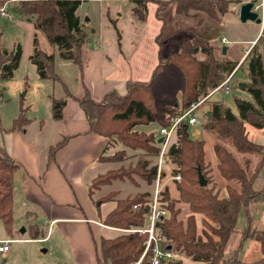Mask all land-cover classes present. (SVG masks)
Segmentation results:
<instances>
[{
    "label": "trees",
    "instance_id": "1",
    "mask_svg": "<svg viewBox=\"0 0 264 264\" xmlns=\"http://www.w3.org/2000/svg\"><path fill=\"white\" fill-rule=\"evenodd\" d=\"M130 1L133 3L132 14L140 20L147 17L149 3L156 5L158 15L171 6L177 15L187 17L193 12L194 15L205 12L218 23L221 22L219 14L229 11L226 0ZM4 2L0 0V8ZM80 4L81 0H19L17 11L25 20L33 22L34 28L45 36L60 58L80 66L81 48L95 33L80 19L77 12ZM158 18L162 19L161 16ZM110 21L114 26L115 22ZM163 23L164 29V20ZM21 52L19 44L10 52L0 49L1 79L13 77ZM54 59L55 54L44 50L34 34L29 60L40 78L60 81L54 71ZM238 63L239 60L232 62L227 53H222L221 47L214 46L204 37L175 38L165 57H160L148 81H128L126 93L110 91L98 101L92 99L88 91L80 98L75 97L92 132L106 138L116 135L126 147L139 152L134 165H121L95 177L89 184V194L115 179H134L135 175L155 184L157 165L152 164V158L160 152L158 132L146 134L136 127L150 123L166 126L168 122L164 115L169 107L178 105L179 97L183 108L199 101L218 86ZM243 63H246L249 78L244 91L249 99L234 98L238 116L222 101H211L209 116L207 113L204 115L206 130L219 139L213 145V152L217 169L227 182L226 195L220 193L217 185L208 178L211 165L206 160L205 142L191 137L188 125L183 124L177 129L166 150L163 161L174 166L172 175L180 179H174L179 192L177 199L170 197L167 187L158 193L159 207L167 211V216L157 221L156 232L162 239V246L176 254L161 264H186L181 256L193 264H264V229L250 223L249 213L253 204H264V182L256 186V179L264 168V145L249 138L245 127L247 123L258 130L264 129V36L255 40ZM65 101V97L51 98L53 120L61 119ZM27 122L20 105L19 115L7 130L21 131ZM62 143L60 141L52 147L49 154ZM107 147L108 143L99 160L105 156ZM229 148L240 154L253 155L254 159L247 158L241 162ZM17 168L19 164L0 145V218L6 227L13 219V174ZM114 170L120 173L112 175ZM198 172L205 178V186L199 184ZM153 195L146 192L121 199L110 193L97 199L98 207L102 202L116 198L115 208L101 219L102 224L122 230L145 228ZM179 201L188 204L189 212L184 220L178 218L179 209L175 207ZM197 214L202 215L200 228L196 224ZM242 216H245L244 221ZM31 235L32 239L40 235L36 225L31 229ZM232 236H238L239 251L225 256ZM249 239L257 241L260 248V256L252 261L244 260L240 254V248ZM146 240L147 234L142 232H123L113 238L100 236L94 239L96 264H134L142 255ZM150 257L149 249L139 264H149Z\"/></svg>",
    "mask_w": 264,
    "mask_h": 264
},
{
    "label": "crops",
    "instance_id": "2",
    "mask_svg": "<svg viewBox=\"0 0 264 264\" xmlns=\"http://www.w3.org/2000/svg\"><path fill=\"white\" fill-rule=\"evenodd\" d=\"M4 1L6 6L9 2L14 3L17 11L18 0ZM87 1L89 0H81L77 12L80 19L87 27L93 28L95 33L81 48V65L71 62L78 67V71L73 69L76 84L72 90L55 70L54 59V71L60 79L57 82L66 92L61 119L56 121L61 126L60 141H63L61 146L50 155L49 150L60 141L50 145L43 156L45 162L40 161L29 137L33 136V129L29 132V127L33 126V118H27L28 122L21 131L7 130L16 117L11 118L8 126H2L0 120V145L19 164V168L13 174V213L17 206L22 207L23 213L33 220L35 216L33 206L41 209L49 225L59 224V235L69 244V253L76 264H96L94 234L102 232L111 235L106 236L107 238H113L118 235L114 234L115 231L124 230L105 226L101 222V219L115 208L116 198L104 201L97 207L94 191L100 188L92 190V194H89L91 181L106 172H103L104 163L108 161L99 160V157L107 145V138L90 130L85 113L75 97L80 98L88 91L91 98L98 101L110 91L126 93L128 81H146L145 78L151 76L162 57L158 36L163 29L164 15L174 12L172 7L168 6L158 15L156 5L149 3L147 17L140 20L132 14L133 3L130 0H106L105 4L101 0V8L97 14L81 11ZM232 9L234 10V7ZM4 11L5 15L0 14L9 16L7 7ZM163 13L165 14L162 15ZM110 20L115 22L114 26ZM18 26L25 27L28 31L25 45H22L17 37L13 40L12 46L7 47L1 43L0 32V49L10 52L19 44L22 51L21 59L29 60L33 50V36L36 34L42 48L54 53L53 46L34 28L33 22L20 16ZM222 38L225 37H220V44L223 45ZM248 50L241 56L239 63L244 60ZM38 124L41 128L45 123L40 120ZM253 140L264 145V130H256ZM242 219L244 221L243 216Z\"/></svg>",
    "mask_w": 264,
    "mask_h": 264
},
{
    "label": "rangeland",
    "instance_id": "3",
    "mask_svg": "<svg viewBox=\"0 0 264 264\" xmlns=\"http://www.w3.org/2000/svg\"><path fill=\"white\" fill-rule=\"evenodd\" d=\"M101 0H89L82 6L81 11H87L91 13H98L101 8ZM128 1V0H120ZM254 1L255 4L261 2V0H226V6L229 11L223 15L219 14L220 23L209 17L205 12H198L194 15V12L189 16H180L171 12L168 14L163 13L165 27L160 32L159 41L160 49L162 50L161 58L165 57L168 53L169 47L173 43L175 38H192V37H204L211 41L216 47L227 48V58L232 62L241 59L246 50L254 45L252 41L259 36H264V0H262V6L256 10L260 22L253 20L241 21L239 17V11L243 2ZM103 4L106 0H103ZM19 3V0L18 2ZM7 7L9 16H2L0 14V32L1 43L7 47H11L13 40L19 37V41L22 45H25V36L28 32L24 27L18 26V19L20 15L15 9V4L9 2L6 6V1L3 3L0 9ZM234 7V10L232 9ZM263 17V21H262ZM96 19V17H94ZM224 36L230 42L227 44H220V37ZM96 38V36H95ZM41 45V43H40ZM220 45V46H219ZM42 46V45H41ZM257 46V45H255ZM248 50V51H249ZM248 53V52H247ZM55 54V70L59 72L62 79L66 84L72 88L76 84V75H73L74 71H78V67L71 62L59 58L57 50ZM201 58L200 55H198ZM243 60L236 67L232 82L230 85L229 93H224L223 90L213 94L209 101L205 102L195 113L197 118L201 121L200 125L189 126V133L191 137L202 139L205 142V154L206 160L210 162V171L208 172V178H211L220 193H225L226 181L220 175L217 169V160L213 152V145L219 141L217 136L206 130V120L202 113H207L211 109V101H222L225 106L230 108L233 114L238 116L234 98L240 97L249 99V95L245 90V86L241 89L239 83H249L247 77L246 63ZM246 62V60H245ZM239 66V67H238ZM150 77L145 78L148 81ZM66 92L62 85L57 81L40 78L36 71V67L32 64L28 58L21 59L19 67L13 77L6 80L0 78V120L2 126H8L11 118L17 117L20 111V105H22L26 118H33V126L29 127V132L33 129V136H29L33 141V147L38 154L40 161L45 162L43 159L47 148L50 145L56 144L62 139L60 134L61 126L59 122L54 121L51 118V97H65ZM181 105V99L178 98V105L169 107L168 112L164 115V120L168 121V116L174 114ZM36 119V120H35ZM40 120L44 121V126L39 127ZM163 126V125H162ZM157 123L143 124L137 126L138 130H143L146 134L154 131H159L162 127ZM245 127L249 138H255V131L257 128L245 123ZM264 130V129H263ZM108 147L102 160H114L104 163V171L110 169H116L121 165L129 166L134 165L139 152L133 151L126 147L119 137L109 135L107 138ZM230 149V148H229ZM234 155L242 162L244 159H254L253 155L240 154L233 148L230 149ZM165 160V159H164ZM159 154L157 157L152 158V164L157 165L156 178L160 174V189L167 187L168 194L171 198L177 199L179 192L177 190V184L174 182V176L172 175L173 165L163 161L159 171ZM113 174L120 172L114 170ZM162 174V175H161ZM264 168L256 179V186L259 187L264 182ZM179 180V179H178ZM156 183V180L154 181ZM155 184H149L144 179L134 176V179H115L111 183L102 186L99 190L94 191L95 199H99L107 194L114 193L117 198L135 197L140 193L154 194ZM115 196V197H116ZM114 197V198H115ZM159 198V197H158ZM176 208L179 209L178 218L185 219L189 210L188 204L184 202H177ZM33 220L28 218L24 213L22 207L17 206L13 213L12 222L9 227H6L4 221L0 218V240H12L9 243L10 250L7 253H0V264H76L72 255L69 253V244L64 237L60 234L59 224L49 225L48 221L44 219V215L37 206H33ZM250 223L253 226L264 229V204H253L250 209ZM196 224L200 228L202 215L197 214ZM245 217V216H244ZM243 217V218H244ZM36 225L39 228L40 235L37 239H32L31 229ZM146 227V226H145ZM24 230V231H23ZM23 231V232H22ZM125 233H128L124 230ZM123 233L115 231L114 234ZM48 234V236H47ZM101 235L105 233L94 234V239L97 240ZM47 236L45 239L42 237ZM80 236V235H79ZM18 239H26L24 241H16ZM238 236H232L225 249V256L231 255L237 247ZM242 252V253H241ZM241 257L246 261H252L260 256L259 243L253 239L247 240L240 248ZM141 257V256H140ZM139 257V258H140ZM183 263L193 264V262L181 256Z\"/></svg>",
    "mask_w": 264,
    "mask_h": 264
},
{
    "label": "built area",
    "instance_id": "4",
    "mask_svg": "<svg viewBox=\"0 0 264 264\" xmlns=\"http://www.w3.org/2000/svg\"><path fill=\"white\" fill-rule=\"evenodd\" d=\"M263 2L261 0L260 3L255 4L254 3V10L256 11L262 6ZM0 13L5 15L4 9H0ZM263 21V17H262ZM221 42L223 44H227L229 41L225 38L221 39ZM255 43V42H254ZM253 43V44H254ZM236 68L225 77V79L216 86L207 96L200 99L197 102L191 103L188 107L183 108L180 107L174 114L168 116V124L166 126H162L159 128L158 131V137L162 136L163 141L160 144V152H159V171L161 168V164L163 162L164 155L166 153L167 148L171 144L172 140L175 138L177 129L181 125H200L201 121L197 118L195 113H197L198 109L205 103L207 99H209L213 94H215L218 91L223 90L224 93H229L230 85L232 82V78L234 75ZM204 116L205 113H202ZM174 179L178 180L180 179L179 176H174ZM161 191L160 189V174L158 175L155 183V190L154 195L152 198V201L149 203L150 205V211L147 218V226L143 229H128L125 230L126 232H142L147 234V240L145 242V248L144 251L138 261H136L134 264H139L141 259L144 257L146 252L150 249L151 250V257L149 264H161L162 261H165L167 259H172L175 257V252L167 249L166 247L162 246V239L158 236L156 232V223L157 221L167 216V211L161 207H159L158 202V193ZM135 208L137 205L134 206ZM12 240H0V253H6L9 250V243Z\"/></svg>",
    "mask_w": 264,
    "mask_h": 264
},
{
    "label": "water",
    "instance_id": "5",
    "mask_svg": "<svg viewBox=\"0 0 264 264\" xmlns=\"http://www.w3.org/2000/svg\"><path fill=\"white\" fill-rule=\"evenodd\" d=\"M239 17H240L241 21H243V22H245L246 20H253L256 22L261 21V19L258 17V14L254 10V1H247L241 5L240 11H239ZM222 53L223 54L226 53V47H224L222 49ZM240 86L243 88L245 86V83H241ZM207 116H209V113H207ZM162 141H163V137L162 136L158 137L157 142L161 143ZM198 179H199V184L201 186L206 185V180L203 177V175L201 174V172H198Z\"/></svg>",
    "mask_w": 264,
    "mask_h": 264
}]
</instances>
